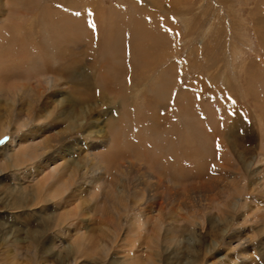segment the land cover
I'll return each mask as SVG.
<instances>
[{
    "label": "rangeland",
    "instance_id": "rangeland-1",
    "mask_svg": "<svg viewBox=\"0 0 264 264\" xmlns=\"http://www.w3.org/2000/svg\"><path fill=\"white\" fill-rule=\"evenodd\" d=\"M227 14H230L231 22ZM209 26L210 31L206 32ZM234 32L246 34L250 47L246 45L242 49L245 53L243 61L228 63L225 50L232 45L229 38ZM20 36L25 38L19 40ZM83 66L88 67L83 71L89 72L86 85L90 89L83 86L84 93L89 96L83 100L90 104V115L82 123L84 130L88 124L92 126L88 142L97 144L107 133L113 137L112 146L107 145L100 153L110 150L116 155L115 152L120 150V155H116L120 162L140 166L142 171L152 169L150 164L159 161L160 169H152L156 175L166 180L174 176L181 178L186 180L184 185L192 182L200 186L216 175H225L226 182L234 176V194L241 200L250 197L259 203L253 212L249 205L237 209L232 223L237 238L230 246L234 250H227L222 244L207 255V260L212 264H226L227 258L234 259V264H264V257L260 256L264 254V165L258 162V153L264 151V0H0V71L13 70L11 72L15 74L0 77L2 88L35 86L42 81L39 75L42 67L49 72L63 73L71 69L79 71ZM58 81L66 84L62 92L68 93L70 85L77 80L61 78ZM141 86L138 99L142 100L143 106L141 100L135 101L132 97ZM53 91L50 87L46 93ZM27 99L28 96L21 100ZM220 100L237 105L247 123L238 132L244 129L251 136L250 143H245L246 156L249 160L256 156V162L248 168L236 158L241 149L239 145L233 142L227 146L226 137L219 135L211 140L209 132H205L216 126L221 133L227 125L222 111L230 117L234 114L232 110H225V103ZM5 106L2 104L0 108L4 116ZM213 115L215 120L218 119L217 125L213 124ZM24 131L25 128L16 130L15 122L11 121L8 129L3 128L0 132V138L5 135L11 138ZM72 137L81 135L77 132ZM8 143L0 145V264H69L70 257L64 248L58 256L57 248L49 246V239L57 231L50 227L40 232V225L32 224V217H37L38 213H30L32 217L6 216L21 211L8 207L15 196L18 202L26 194L29 197L24 196V200L30 202L33 199V191L22 190L19 185L30 180L33 169L42 162V157L16 161L8 156L11 152ZM218 145L225 146L228 151L218 149ZM49 152L46 150L42 156L44 154L46 158ZM8 185H15L16 191ZM56 201L50 202V206L60 211L62 208ZM89 204L83 200L80 208L84 211L77 209L78 214L68 218L69 223L72 219L75 222L85 217ZM41 208L39 202L31 210H39L42 217ZM213 210L211 212L215 214L217 209ZM132 211L135 212L128 209L126 218H131ZM192 211L188 210L187 215ZM120 215L115 213V230L105 239L109 242V251L98 252L93 257L89 253L80 255L72 264H95L96 260L100 264H113L114 256H122L119 252L124 248V231L117 223L122 220ZM127 222L125 219L123 224ZM14 223L19 230L13 231L18 236H34L33 240L27 238L14 244L12 226H9ZM27 223L30 224L28 229L23 227ZM210 225L217 227L205 222L204 229ZM68 226L60 233L66 234L60 237L64 238V243L59 250L66 242L74 243L76 239L73 225ZM98 233L97 230L96 235ZM85 240L82 249L91 247L88 239ZM15 245L17 256L13 258L10 250L16 251ZM218 256L224 258L216 262ZM163 261L168 263L169 257L163 255Z\"/></svg>",
    "mask_w": 264,
    "mask_h": 264
},
{
    "label": "bare ground",
    "instance_id": "bare-ground-1",
    "mask_svg": "<svg viewBox=\"0 0 264 264\" xmlns=\"http://www.w3.org/2000/svg\"><path fill=\"white\" fill-rule=\"evenodd\" d=\"M227 17L231 22L232 18L230 14H227ZM241 20L244 21L243 18ZM205 30L206 32L210 31V26L206 27ZM245 36L247 35L243 32L239 34L235 32L231 33L229 40L232 42V45H228V48L225 50L228 63H236L239 59L243 61L242 56L245 53L242 49L246 45L248 48L250 47V43ZM20 37L19 40L25 38ZM13 39L16 40L17 38L15 39L14 37ZM28 60L31 62V58L28 57ZM34 62L38 64L36 60ZM26 64L28 65V63ZM242 65L244 66V64ZM230 66L233 67L232 64ZM83 68L88 67L83 66L79 71L71 69L63 73H53L42 67V70L39 72L42 81L38 82L35 86L29 85L23 88L21 86H8L2 88L0 85V108L2 104L7 107L5 116L3 115L4 113L2 114V111L0 112V132L3 128L8 129V124L11 121L15 122L16 130L25 128L24 133L10 138L8 147L11 148V152L10 154L8 153V156L13 157L16 161L35 160L37 158L39 160V157H42V162L37 163V167L33 169L34 171L31 173L30 180L19 185L22 190L29 188L30 191H33L35 198L32 197L33 199H31L30 197L31 200L29 199L30 202H28L23 199L24 196H27L26 194L18 202L16 200L17 196H15L12 204L8 207L20 208L21 211L19 214L9 213L6 216L17 218L21 217V215H30L32 217L30 213H38L37 217H32V224L40 225V230L36 229L35 231L39 230L41 232L42 229L46 230L53 227L57 232L49 239V246L57 248L58 256L64 248L69 254L68 257H70L69 264L75 262L80 255H87L89 253L93 257L98 252L108 250L107 244L109 242L106 243L107 240L105 241V239L111 237V232L115 230L113 217H115L116 212L121 213L120 216L122 217L121 222L117 221V223L123 226L122 241L124 248L123 251L119 252L123 253L121 257L116 258L112 256L113 264L116 261L119 264H212L207 260V255L216 251L220 245L223 244L224 247L228 248L227 250H234L230 246L235 244L234 240L237 238L235 234L237 231L232 229L233 218L237 214V209L239 206L244 208L249 205L250 210L253 212L258 201L250 197L241 200L239 196L234 194V176L226 182H224L225 175H216L208 182L200 184V186L194 185L192 182L184 185L186 180H182L181 178H174V176L171 180L168 179V181L156 175L152 169H160L161 163L159 161L152 162L154 165L150 164L152 169L146 168L145 171H142L139 168L140 166L136 167L129 162H120L116 156L117 154L120 155V150L115 152L116 155H114L113 151L108 150L105 152L107 154V157H105V153L100 152H102V149L106 150L107 145L111 148L113 137L105 133L107 136L105 137V134L101 136L98 141L99 144H91L87 138L89 137V129L92 126L88 124L86 130L82 128V123L90 115L88 114L90 111L88 106L90 104L87 105L88 103L83 100L86 96H89L87 95L88 93L86 94L83 91V86L87 87V89L89 88V85H86L89 79V72H84ZM11 71L13 70L9 71L5 69L0 71V77H7L8 74L13 77L15 74L13 75ZM61 78L73 81L77 80V84L74 82L75 84L73 83L68 88L70 93L62 92L66 84L58 81ZM78 79L82 81L79 82ZM50 87L54 88V91L47 94L46 91L50 90ZM18 88L20 91L17 90ZM141 90L142 86L136 88L134 91L132 97L135 101L141 100L138 99ZM26 96H28V99L22 102L21 99ZM16 101L18 103L21 102V104L15 105ZM228 101H219L220 103H225L226 109H223L234 111L232 117L222 111L223 116L226 115L225 123L227 122V125L225 129L221 133L216 126L213 130H205V128L204 130L207 133L209 132L210 135L208 136H211V140L216 135H219V137H226L227 146L233 145V142L239 145L241 149L236 158L244 162L248 168L254 161L256 162V156L251 157L253 160H249L246 156L248 149L245 143H250L251 136L244 129H242L243 132H238L239 129L246 127L247 123L239 113L241 109L233 102ZM143 105L142 102L141 106ZM248 106L250 107L251 105L249 104ZM213 118L215 121L213 124L217 125L218 119L215 120V115H213ZM31 124L32 126L30 127L29 125ZM43 129H46L44 134L42 132ZM77 132L80 133L81 137H72V134ZM37 137L43 138L36 140ZM68 137L69 140L67 141ZM185 137H188V135ZM217 148L220 150L224 148L225 151H228L225 146L218 145ZM46 150L50 152L44 158ZM91 151L97 152L91 153ZM42 153H44L43 156ZM218 155L222 160L224 159L220 153ZM89 156L92 157L89 159L90 167L86 165L88 164ZM258 156V162L264 165V151L259 152ZM8 188L16 191L15 185H8ZM83 200L85 203L86 200L90 203V209L88 211L85 209V217H82L83 212L80 214L82 218L77 219L78 221L75 222L72 219L69 223L68 218L71 219L72 215L77 213V209L82 210L80 204ZM52 201H56L62 209L59 211L54 206L51 207L50 202ZM39 202L42 204V217L39 214V210H31L32 206ZM129 208L135 210V212H131L130 219L126 218ZM214 208L217 209L215 214L211 212L214 211ZM190 209L193 211L187 215V211ZM125 219H128L126 225L125 223L123 224ZM67 222L69 226L73 225V237L76 239L74 243L72 241L70 244L66 242V245L62 246L59 250L58 248L64 243L62 240L64 238L62 237L61 239L60 237L66 234L61 235V232H63L64 227L67 228ZM205 222L216 224L217 227L210 225L204 229ZM29 225L27 223L23 227L28 229ZM9 226H12L11 231L19 230L15 227V223ZM101 227L103 229H100ZM21 229L25 230V228ZM97 230L99 231L98 236L96 235ZM14 231L13 237H11L14 244L27 238L28 240H33L34 238V236L28 237V235H25V238H21ZM204 237H208L209 239H205ZM85 239H88L87 243L91 246L88 249H82L83 241L85 245ZM35 240L40 241L39 238ZM10 251L12 252V257L15 258L17 256V249L16 251ZM163 255L166 258L169 257L168 263L163 261ZM260 256L263 258L264 254H260ZM221 258H224V256H218L216 262L222 260ZM225 262L226 264H234V259L227 258ZM100 263L98 260L95 261V264Z\"/></svg>",
    "mask_w": 264,
    "mask_h": 264
},
{
    "label": "snow or ice",
    "instance_id": "snow-or-ice-1",
    "mask_svg": "<svg viewBox=\"0 0 264 264\" xmlns=\"http://www.w3.org/2000/svg\"><path fill=\"white\" fill-rule=\"evenodd\" d=\"M77 15H79V13H77ZM10 141V137L5 135L2 138H0V145H4L6 142Z\"/></svg>",
    "mask_w": 264,
    "mask_h": 264
}]
</instances>
